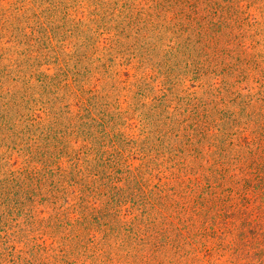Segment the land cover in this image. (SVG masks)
Wrapping results in <instances>:
<instances>
[{
    "label": "rangeland",
    "instance_id": "rangeland-1",
    "mask_svg": "<svg viewBox=\"0 0 264 264\" xmlns=\"http://www.w3.org/2000/svg\"><path fill=\"white\" fill-rule=\"evenodd\" d=\"M208 17L226 56L200 40ZM240 51L264 69V0H0V264H230L190 239L153 257L128 229L164 222L179 156L202 167L189 204L201 192L219 156L195 162L193 125L243 121L231 99L264 90V71L229 74Z\"/></svg>",
    "mask_w": 264,
    "mask_h": 264
},
{
    "label": "trees",
    "instance_id": "trees-1",
    "mask_svg": "<svg viewBox=\"0 0 264 264\" xmlns=\"http://www.w3.org/2000/svg\"><path fill=\"white\" fill-rule=\"evenodd\" d=\"M223 28L224 26L217 28L213 18L208 17L199 32L201 41L203 33L207 34V42L220 44L222 48L219 51L224 53L222 56H226V47L222 45L225 36L221 31ZM243 35L237 37L239 42L242 38H249ZM240 52L241 54L237 55L240 57L238 63L245 67L239 69L234 65L227 68L229 74L239 71L237 77L244 82L245 74L252 66L260 73L264 71L257 58L255 61L254 56L250 58L244 51ZM228 58L231 59L227 55ZM231 102L239 106L241 114H244L243 121L232 113L221 111L219 122L213 123L210 118L214 114L207 112L203 115L205 124L199 122L194 124L193 133L187 139L185 149L193 148L191 151L194 153L192 157L195 162L201 159L200 153L204 149L201 144L209 143L213 155L219 156L218 159H214L210 168L211 175L204 179V186L201 192L195 195L192 204H189L186 193L200 186L201 180L191 177L198 174L202 167L189 166L186 158L179 156L174 166L180 167L179 172L184 173L185 179L179 176V189L176 186L172 187L171 194L162 195L157 203L159 211L163 212V214L158 212L164 219L161 225L168 222L169 229L161 227L158 222L150 221L151 216L147 210L144 213L148 214L147 217L150 219L145 218L143 224L139 223L140 227L136 223L129 225V240L138 241L143 248H148L153 257H157L168 246L175 249L176 257L182 253L184 242L190 239L194 240L200 253L206 251L209 256L228 254L230 264H264V113L260 107H255V103L258 102L264 106V90H260L249 100H241L239 95L231 99ZM211 128H216L218 134L219 130L222 133L213 142L208 140ZM249 130L250 134L247 133ZM236 137L240 140L238 143L236 139L233 140ZM157 206L153 205L154 209ZM166 212H169V215H164ZM197 225L200 229L192 234L190 228ZM115 232H118L117 227L110 231L108 229L106 235L111 236L116 234ZM211 241L214 246L210 248ZM199 262L202 260L193 258L186 264Z\"/></svg>",
    "mask_w": 264,
    "mask_h": 264
}]
</instances>
